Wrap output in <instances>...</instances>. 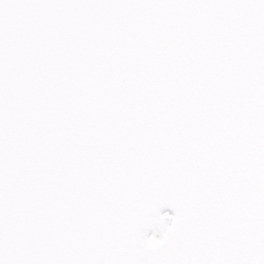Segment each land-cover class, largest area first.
Wrapping results in <instances>:
<instances>
[{"label":"snow or ice","instance_id":"6c2138e0","mask_svg":"<svg viewBox=\"0 0 264 264\" xmlns=\"http://www.w3.org/2000/svg\"><path fill=\"white\" fill-rule=\"evenodd\" d=\"M0 264H264V0H0Z\"/></svg>","mask_w":264,"mask_h":264}]
</instances>
